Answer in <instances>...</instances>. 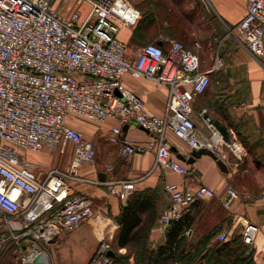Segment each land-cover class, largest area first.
Listing matches in <instances>:
<instances>
[{"label":"built area","instance_id":"obj_1","mask_svg":"<svg viewBox=\"0 0 264 264\" xmlns=\"http://www.w3.org/2000/svg\"><path fill=\"white\" fill-rule=\"evenodd\" d=\"M68 2L69 0H65ZM73 0L66 13L56 0H0V254L16 242L23 264H51L47 245L60 234L71 233L95 214L93 201L72 193V183L116 185L128 189L127 181H104L79 174L83 163H94L97 151L72 120L102 124L110 117L109 140L120 143L123 156L152 150V170L169 168L187 175V164L174 157L168 134L172 131L192 149L208 148L225 161L226 145L236 158L243 157L235 136L226 139L212 117L204 118L209 130L201 135L193 119L195 97L209 87V71L200 67L196 52L178 39L170 47L151 42L140 47L136 58L127 54L119 26L108 16L117 0H86L91 8L82 17L80 3ZM248 10L229 33L253 56H264V0H247ZM223 66L219 55L212 71ZM145 77L168 89L161 114L153 113L146 99L130 89L123 77ZM137 123L153 138L134 141L123 134L122 125ZM73 147L70 163L39 174L27 152L50 150L66 153ZM171 204L160 216L161 228L182 217L195 202L212 198L216 190L200 184L181 187L168 183ZM123 193V191H122ZM229 198L239 196L228 189ZM264 194V190H263ZM260 226L247 222L242 239L249 254L256 249ZM227 230L219 240H229ZM10 243V244H9ZM111 243L101 238L87 264H113ZM45 253V254H43ZM43 254V255H42Z\"/></svg>","mask_w":264,"mask_h":264},{"label":"crops","instance_id":"obj_2","mask_svg":"<svg viewBox=\"0 0 264 264\" xmlns=\"http://www.w3.org/2000/svg\"><path fill=\"white\" fill-rule=\"evenodd\" d=\"M72 2L56 0L55 6L66 13ZM80 7L84 18L91 5L85 0ZM247 10V0H117L108 16L119 26L118 37L126 43L130 58H136L140 47L149 42H158L169 49L172 38L184 42L188 49L197 53L201 69L209 71L211 76L209 87L193 101L192 115L197 130L201 135L209 134L205 111L226 139L236 137L242 146L243 157L239 160L225 145L227 170L221 169L217 160L208 154L188 162L193 149L170 131L172 154L187 164L190 172L182 175L169 168L152 170L155 162L152 150L126 157L121 154V144L109 140L111 127L119 124L116 118L110 117L102 124L72 120L71 125L82 130L97 151L96 161L83 163L79 174L104 181L128 182L127 190L122 184L116 185L119 193L112 192L106 184L72 183L70 192L86 194L93 201L95 218L90 220L92 224L101 223L100 219L109 214V220L102 222H112L117 233V218L134 192L158 186L164 188L168 183L181 187L205 184L215 189L216 195L192 204L184 215L191 221L187 228L189 243H202L208 250L212 249V260L200 257L192 264H264V56L261 60L256 58L229 33L230 27L238 24ZM216 55L221 57L223 66L212 71ZM123 82L146 99L151 112L161 114L164 111L166 86L131 74L124 75ZM121 127L123 134L131 140L147 142L153 138L137 123H126ZM66 153L29 151L27 158L34 163L36 172L44 174L51 168L68 166L72 146ZM229 188H235L239 196L232 198L231 206L227 207L224 202L229 198ZM151 202L159 214L149 236L152 247L156 248L165 244L168 238L167 230L161 228L160 214L171 204V199L167 193L160 192V195H153ZM247 222L260 226L252 254L248 253L243 241H238ZM89 229V225L84 224V233ZM224 230L229 232L230 238L227 245L217 247V235ZM118 251L125 253L127 248L118 247ZM129 260L131 264L135 263L134 256Z\"/></svg>","mask_w":264,"mask_h":264},{"label":"trees","instance_id":"obj_3","mask_svg":"<svg viewBox=\"0 0 264 264\" xmlns=\"http://www.w3.org/2000/svg\"><path fill=\"white\" fill-rule=\"evenodd\" d=\"M160 192L167 193L166 185L164 188L158 186L155 189L134 192L129 196L122 213L117 218L119 228L115 235L114 245L111 246L115 251L112 256L113 263L122 261L123 264H131L129 260L131 256L135 258L134 264H175L178 262L192 264L200 257L212 260L210 258L212 249L208 250L202 243H189L187 228L191 221H188L189 218L186 219L185 213L166 228L168 233L166 243L156 248L152 247L150 231L159 214L151 200L153 195H160ZM203 241L208 242L207 239ZM238 241L242 242L243 239L240 237ZM226 242L227 240H218L217 247H224L227 245ZM118 247H126L127 252L120 253Z\"/></svg>","mask_w":264,"mask_h":264},{"label":"rangeland","instance_id":"obj_4","mask_svg":"<svg viewBox=\"0 0 264 264\" xmlns=\"http://www.w3.org/2000/svg\"><path fill=\"white\" fill-rule=\"evenodd\" d=\"M73 148V147H72ZM68 153H65L66 155ZM63 155V156H64ZM109 214L102 217L101 223L92 224L90 220L93 215L73 232L60 234L57 238L47 245L49 261L51 264H86L94 249L98 246L101 238L107 239L111 246L114 245L116 230L112 222H102L109 220ZM100 222V221H99ZM88 224L90 231L84 233V224ZM10 244V243H9ZM8 252H5L7 251ZM0 254V264H23L20 258L19 249L16 242L8 245V248ZM113 264H123V262H114Z\"/></svg>","mask_w":264,"mask_h":264},{"label":"water","instance_id":"obj_5","mask_svg":"<svg viewBox=\"0 0 264 264\" xmlns=\"http://www.w3.org/2000/svg\"><path fill=\"white\" fill-rule=\"evenodd\" d=\"M202 154H208V155L212 156L213 158H215L217 160V162H218L219 166L221 167V169L227 170V167L228 166H227L226 162L223 159L219 158L217 156V154H215V152H213L212 150H210L208 148L193 149V151H192V158L190 160H188V162H193L194 159H195V157L201 156ZM171 223H169L167 225V227H169L171 225ZM109 253L111 255H114L115 254V251L113 249H111L109 251ZM43 254H45V253H43Z\"/></svg>","mask_w":264,"mask_h":264}]
</instances>
